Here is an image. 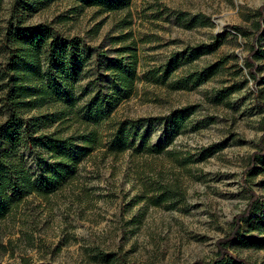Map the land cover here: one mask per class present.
<instances>
[{
  "label": "rangeland",
  "instance_id": "obj_1",
  "mask_svg": "<svg viewBox=\"0 0 264 264\" xmlns=\"http://www.w3.org/2000/svg\"><path fill=\"white\" fill-rule=\"evenodd\" d=\"M263 3L129 0L125 8L101 12L81 1L49 0L28 11L21 9L24 24L52 23L60 33L81 37L108 57L135 42V87L117 105L114 118H154L189 106L191 112L162 152L140 148L138 141L118 155L99 149L82 160L74 176L56 191L45 197L27 196L0 221V263L191 264L196 259L209 260L215 256L216 239L229 232L234 215L246 206L243 182L263 204L252 220L262 219L264 171L251 176L243 170L263 133L257 102H264V58L257 60V82L244 66L256 9ZM11 5L12 0H2L0 5V62L5 57L1 39ZM235 25L242 27L241 33ZM198 46L208 51L164 75L171 54ZM259 47L264 52V31ZM218 61L223 64L208 80L198 85L187 80L191 72ZM85 83L86 79L79 82ZM231 85L237 90L217 102L219 92ZM53 109H34L32 114ZM4 119L0 104V122ZM98 129L105 135L108 123ZM165 131L159 122L139 130L149 144L162 142ZM24 155L26 165L35 169L32 155L26 151ZM230 249L252 264H264V249L234 244Z\"/></svg>",
  "mask_w": 264,
  "mask_h": 264
},
{
  "label": "trees",
  "instance_id": "obj_2",
  "mask_svg": "<svg viewBox=\"0 0 264 264\" xmlns=\"http://www.w3.org/2000/svg\"><path fill=\"white\" fill-rule=\"evenodd\" d=\"M44 1L49 0H12L1 39L5 57L0 62V104L5 119L0 122V221L27 196L45 197L59 189L74 176L79 163L96 150L103 149L104 154L118 155L134 147L138 141L140 148L152 153L162 152L191 112L189 106L154 118H114L112 113L117 105L129 97L135 87L138 63L135 42L118 49L117 56L108 57L81 37L60 33L52 23L24 24L21 9L28 11L42 6ZM76 1L96 6L101 12L125 8L129 2ZM255 16L257 19L244 60L253 82L259 80L257 60L264 58L259 47L264 31V3L256 9ZM233 28L241 33L242 27L235 25ZM207 51V48L198 46L171 54L165 63L164 75ZM222 64L218 61L195 70L188 74L187 80L193 85L201 84L215 75ZM86 67L88 69L84 70ZM104 78L107 80L106 93L102 92ZM83 79L86 83L80 85ZM235 90L234 85L223 88L217 102ZM84 97L87 99L83 101ZM257 104L263 114V133L243 170L251 176L264 171V102ZM50 106L54 108L51 112L32 114L34 109ZM105 121L108 130L102 135L98 128ZM154 122L165 127L164 140L149 144L147 135L139 130ZM53 124L59 126L50 131L43 129V126ZM25 151L32 155L35 169L26 165ZM243 183L248 193L246 206L234 215L229 232L216 239L215 256L209 260L196 259L191 264H252L231 252V245L264 249V217L252 220L253 214L263 209V204L258 193ZM19 264L32 263L23 260Z\"/></svg>",
  "mask_w": 264,
  "mask_h": 264
}]
</instances>
